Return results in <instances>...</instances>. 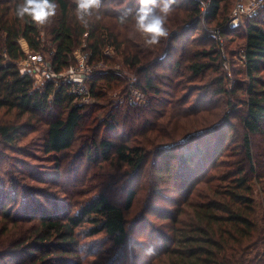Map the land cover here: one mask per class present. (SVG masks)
<instances>
[{
    "label": "trees",
    "instance_id": "trees-1",
    "mask_svg": "<svg viewBox=\"0 0 264 264\" xmlns=\"http://www.w3.org/2000/svg\"><path fill=\"white\" fill-rule=\"evenodd\" d=\"M211 1L203 22L197 2L175 0L164 25L168 35L147 44L148 34L136 26L140 0H101V7L83 20L74 0H52L56 13L43 25L17 16L22 0H0V111L42 117L48 155L68 152L79 140L91 149L85 170L70 182L78 186L74 193L84 196L75 210L34 211L32 216L21 211L12 217L0 199V231L6 234L0 264H53L62 258L57 253L73 254L78 231L87 224L93 226L92 236L103 234L116 249L140 247L135 264H264V211L254 196L256 185L264 184V149L257 151L260 141L255 143L258 138L264 143V11L247 19L245 29L229 30L235 0ZM216 27L223 30V46L212 38ZM46 31L49 42L42 38ZM239 39L244 43L236 49L246 79L234 81L229 90L224 70L230 46ZM21 40L32 54L47 59L48 53L59 73L77 63L79 50L91 54V64H122L137 71L149 104L110 102V93H128L125 77L115 70L93 78L90 105L75 104L68 86L36 87L20 71L27 57ZM107 50L115 57L106 56ZM106 107L110 111L99 121L96 114ZM236 118L243 128L239 147L231 139ZM103 128L115 135L100 137ZM20 130L0 126V136L13 143ZM96 173L99 184L90 191L85 184ZM165 190L177 196L166 197ZM141 191L149 197L147 213L162 225L155 229L157 237L145 234L147 227L140 229L142 241L136 242L126 216Z\"/></svg>",
    "mask_w": 264,
    "mask_h": 264
},
{
    "label": "rangeland",
    "instance_id": "rangeland-1",
    "mask_svg": "<svg viewBox=\"0 0 264 264\" xmlns=\"http://www.w3.org/2000/svg\"><path fill=\"white\" fill-rule=\"evenodd\" d=\"M42 38L49 42L50 38L47 31L42 34ZM243 43V39H239L235 44L231 45L229 49V52L231 53L229 56H227V65L225 66L224 70V73L227 75L225 82L229 90L234 88V81L239 80L243 82L244 79H246L244 78L245 65L241 61V58L237 53L238 50L236 49L238 46H242ZM20 45L25 51H28L25 41L21 40ZM51 47V43H47L48 50L51 49ZM45 55L48 60V53H45ZM109 57H115V55L111 52ZM107 66L116 72H119L123 78L125 77L127 81V91L129 80L126 73L131 75L136 74L137 76V71H130L127 68H124L122 64L111 66L108 63ZM237 86L238 83L236 84V87ZM167 90L168 89L165 88V91ZM120 91L121 89L115 93H110L109 101L113 102L115 105L121 103L123 104V102L127 103V94L121 95ZM242 97H244L243 94ZM230 101L232 100H228V102L232 105L238 103L237 100L236 102ZM101 104L108 105V103L105 101L101 102ZM148 104L149 97L148 101L140 107L147 106ZM229 108H231V105ZM236 109L242 110V108L239 106ZM106 111L109 112L110 107H106L105 110H98L96 117H98L99 121L104 119L105 114L103 112ZM232 123L235 125V128L234 130H231V139L232 142L236 144V147H239L243 136V128L241 122L238 121L237 118L236 120L233 119ZM0 126H16L17 128L21 129V132H23L15 138L13 143H8L4 138H2V136H0V199L3 197L4 200L2 204H5L6 211L10 213L12 217H14L19 213L20 215L24 213L32 216L34 211L42 212V214H44L43 210H64V212L75 210L79 206V203L83 200L84 196L82 193L80 194V192L77 194L74 193L76 190L73 188L78 186H72L70 182L77 171L83 172L85 170L86 167L84 165L87 160V153L90 154V146L87 145L85 141L79 140L77 143H75L74 148L68 152L59 154L58 156L48 155L43 150L47 129L46 122L42 117L39 116L26 115L20 118L16 112L1 110ZM114 135L115 133L109 134L108 132H105L103 128L100 137H113ZM214 138V136H211V139ZM259 141L260 144L257 145V151L258 148H260L259 151L263 153V140L261 141L260 138H258L256 139L255 143H258ZM97 174L98 173H96V175L90 176V178L88 177L89 179L85 184L90 185V191H94L96 187H98L97 185L99 183ZM58 175L59 178L57 179V182H55L57 185L52 184L55 177ZM64 178L68 179L69 182L65 180L64 183ZM143 181L144 180H142V182ZM36 191H40V195L43 196H40L38 193L35 194ZM14 192H17L16 196L14 195ZM118 192H120L119 189ZM163 195L171 198L177 196L176 192L173 190H165ZM254 196L258 204V210L264 211V184L256 185ZM116 197L119 198V203L123 202L124 198H122L121 192L117 194ZM32 199H34V201H32ZM147 203H149V197L147 194L142 191L139 192L138 200L134 206V210L127 213L126 216L128 231L130 232L132 240L136 242L142 241L140 238L143 234L140 229L147 227L145 234H152L154 237H157V235L154 234L155 229L162 225L154 215L147 213ZM159 205L161 208H167L162 201H160ZM146 221L149 224L146 223ZM148 225H151L153 228ZM92 227V225L87 224L85 228H81L78 231L79 244L73 250V254H70V256H61L63 254L57 253L55 256L62 258L60 260L55 259L56 261L54 260L53 264L136 263L137 257L142 253L140 247L137 245H132L127 249H116L109 242V239L103 234L92 236L90 234V228ZM0 228H2V226H0ZM13 229L17 230L18 228L15 227ZM5 238L6 234H4L1 230L0 252L3 251L1 247L2 243L5 241ZM262 250H264V248H262ZM2 262L3 261L0 260V263Z\"/></svg>",
    "mask_w": 264,
    "mask_h": 264
},
{
    "label": "built area",
    "instance_id": "built-area-1",
    "mask_svg": "<svg viewBox=\"0 0 264 264\" xmlns=\"http://www.w3.org/2000/svg\"><path fill=\"white\" fill-rule=\"evenodd\" d=\"M199 4L200 18L206 22L211 12V0H193ZM264 11V0H235V5L229 16L226 27L229 30H238L246 28V20L258 16ZM235 25V26H234ZM212 38L224 45V38L222 37L223 30L221 28H212L210 30ZM25 51V50H24ZM27 57L20 64V71L23 74L29 75L35 81L36 87L41 84L53 83L57 89L62 86H68L70 95L75 99L77 105H90L94 103L91 93V82L93 78L102 71L113 70L104 63L91 64V54L89 52L77 51L74 54L75 66L63 72H56L53 68L52 61L45 59L40 54H32L25 51ZM110 56L109 50L105 53ZM242 59L245 60L244 54ZM128 76V93L127 102L130 105H144L148 101L147 94L138 87V78L136 74Z\"/></svg>",
    "mask_w": 264,
    "mask_h": 264
},
{
    "label": "clouds",
    "instance_id": "clouds-1",
    "mask_svg": "<svg viewBox=\"0 0 264 264\" xmlns=\"http://www.w3.org/2000/svg\"><path fill=\"white\" fill-rule=\"evenodd\" d=\"M74 3L80 20L90 16L91 10L101 7V0H74ZM174 3L175 0H140V7L136 11V26L141 32L148 34L147 44H155L160 37L168 35L164 25ZM56 8L57 5L52 0H22L16 7V14L21 19L28 16L36 24L43 25L49 17L55 15Z\"/></svg>",
    "mask_w": 264,
    "mask_h": 264
},
{
    "label": "crops",
    "instance_id": "crops-1",
    "mask_svg": "<svg viewBox=\"0 0 264 264\" xmlns=\"http://www.w3.org/2000/svg\"><path fill=\"white\" fill-rule=\"evenodd\" d=\"M27 48H28V46H27Z\"/></svg>",
    "mask_w": 264,
    "mask_h": 264
}]
</instances>
